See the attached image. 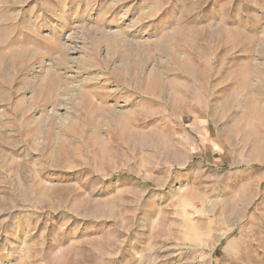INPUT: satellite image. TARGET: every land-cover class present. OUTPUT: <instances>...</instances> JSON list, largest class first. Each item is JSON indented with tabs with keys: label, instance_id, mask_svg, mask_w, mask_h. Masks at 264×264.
Wrapping results in <instances>:
<instances>
[{
	"label": "rangeland",
	"instance_id": "rangeland-1",
	"mask_svg": "<svg viewBox=\"0 0 264 264\" xmlns=\"http://www.w3.org/2000/svg\"><path fill=\"white\" fill-rule=\"evenodd\" d=\"M0 264H264V0H0Z\"/></svg>",
	"mask_w": 264,
	"mask_h": 264
}]
</instances>
